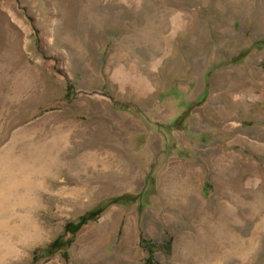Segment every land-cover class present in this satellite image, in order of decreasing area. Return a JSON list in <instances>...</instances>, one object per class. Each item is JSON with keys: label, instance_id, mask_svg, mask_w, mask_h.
Returning <instances> with one entry per match:
<instances>
[{"label": "rangeland", "instance_id": "rangeland-1", "mask_svg": "<svg viewBox=\"0 0 264 264\" xmlns=\"http://www.w3.org/2000/svg\"><path fill=\"white\" fill-rule=\"evenodd\" d=\"M29 144L43 235L5 264H264V0H0V153Z\"/></svg>", "mask_w": 264, "mask_h": 264}, {"label": "bare ground", "instance_id": "bare-ground-1", "mask_svg": "<svg viewBox=\"0 0 264 264\" xmlns=\"http://www.w3.org/2000/svg\"><path fill=\"white\" fill-rule=\"evenodd\" d=\"M126 73L121 71L122 82H134L141 89L148 87L141 80H136ZM39 147L27 145L26 151L22 149L16 152L14 145H10L4 150V154L0 153V264H5L6 259L10 257H19L17 247L19 243L38 240L43 235L38 222L31 219L27 212L25 214L20 211L37 188L41 175L52 169L51 157L45 158L46 147L44 145Z\"/></svg>", "mask_w": 264, "mask_h": 264}, {"label": "trees", "instance_id": "trees-1", "mask_svg": "<svg viewBox=\"0 0 264 264\" xmlns=\"http://www.w3.org/2000/svg\"><path fill=\"white\" fill-rule=\"evenodd\" d=\"M151 247H152V250H155V249H154V246H151ZM149 252H150L149 256H150V257H153V255H154V254H153V251H149Z\"/></svg>", "mask_w": 264, "mask_h": 264}]
</instances>
